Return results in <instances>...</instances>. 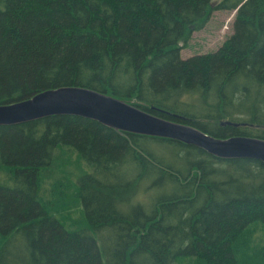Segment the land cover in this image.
Returning <instances> with one entry per match:
<instances>
[{
  "label": "trees",
  "instance_id": "16d2710c",
  "mask_svg": "<svg viewBox=\"0 0 264 264\" xmlns=\"http://www.w3.org/2000/svg\"><path fill=\"white\" fill-rule=\"evenodd\" d=\"M216 11L233 34L183 59ZM63 87L264 139V0H0V106ZM259 232L260 161L78 116L0 126V264H264Z\"/></svg>",
  "mask_w": 264,
  "mask_h": 264
},
{
  "label": "water",
  "instance_id": "95a60500",
  "mask_svg": "<svg viewBox=\"0 0 264 264\" xmlns=\"http://www.w3.org/2000/svg\"><path fill=\"white\" fill-rule=\"evenodd\" d=\"M63 115L86 118L119 131L182 142L224 160H256L264 164V139L216 138L191 125L163 119L121 99L81 87L47 90L28 100L0 106V126ZM221 125L239 126L232 122Z\"/></svg>",
  "mask_w": 264,
  "mask_h": 264
},
{
  "label": "rangeland",
  "instance_id": "374dc122",
  "mask_svg": "<svg viewBox=\"0 0 264 264\" xmlns=\"http://www.w3.org/2000/svg\"><path fill=\"white\" fill-rule=\"evenodd\" d=\"M236 12H225V11H216L213 13L210 21L206 26L199 30L195 31L187 43V47L182 51V58L189 59L196 55H204L207 53L216 52L219 48L222 47L224 42L233 34V25L235 20ZM72 170L74 174H79L81 168L73 164ZM62 176L58 174L57 178ZM73 180L70 176H66V181L64 184ZM146 184L144 183V186ZM72 218L75 220L81 219L82 215L79 210H74L71 214ZM259 243H263L259 239H263V232L255 235ZM264 244V243H263Z\"/></svg>",
  "mask_w": 264,
  "mask_h": 264
}]
</instances>
